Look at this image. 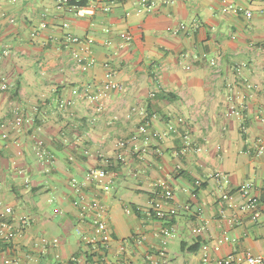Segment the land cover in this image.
Masks as SVG:
<instances>
[{
	"label": "crops",
	"instance_id": "0c3cea01",
	"mask_svg": "<svg viewBox=\"0 0 264 264\" xmlns=\"http://www.w3.org/2000/svg\"><path fill=\"white\" fill-rule=\"evenodd\" d=\"M68 35L92 40L87 70ZM0 69L9 83L0 96V220L21 230L0 240V264L264 258V0H0ZM108 80L120 88L95 99ZM15 116L35 124L13 127ZM105 160L111 189L76 192ZM159 180L188 208L149 215ZM92 198L105 208L106 247L81 239L97 216Z\"/></svg>",
	"mask_w": 264,
	"mask_h": 264
},
{
	"label": "built area",
	"instance_id": "2783aa9c",
	"mask_svg": "<svg viewBox=\"0 0 264 264\" xmlns=\"http://www.w3.org/2000/svg\"><path fill=\"white\" fill-rule=\"evenodd\" d=\"M231 10L233 12H240L242 11L241 7L237 6H230L228 5L227 7L224 8V10ZM244 15L247 18L251 17V13L247 10H244ZM65 26V24H64ZM184 26L180 25L179 29H183ZM177 29L174 30L176 32ZM120 37L127 41L130 39V34L128 32H123L120 34ZM67 40L71 43L74 44H80L83 46L85 56L79 55L78 52L74 49L72 51V56L77 64V66L85 71L87 70L93 63H94V58L91 55V51L89 49L90 44L92 43L91 39H84V38H79L76 36H67ZM246 63L241 62L238 66V70L242 67H245ZM9 87L8 79L6 78L5 74L2 72L0 69V96L3 92H5ZM120 86L118 83L108 80L103 83L101 86L100 92L96 93L94 95L95 99H99L101 96L105 95L109 91H113L116 89H119ZM76 90H73V93H75ZM230 113L231 114H237V110L234 109V107L230 108ZM23 123L27 124H35V120L32 117L28 118H23L21 116H15L12 121L11 125L13 127H19ZM146 124H142L138 127L139 132H144L145 131ZM37 128V127H36ZM174 128L173 125H170L168 129L172 130ZM38 129V128H37ZM3 138L6 137V134L1 135ZM31 137L33 139L34 143V149L35 153L39 157H45L46 151L44 149L42 140L39 139V137L33 133L31 134ZM135 136H132L131 139H133ZM185 144H190L189 140H185ZM125 144L120 143V147H123ZM264 146L259 145V152L263 150ZM109 165V162L107 160L104 161V164L101 166H96V167H91L89 168L83 177V182L82 184H75V190L76 192L80 193L82 187L86 184H93L97 186L101 191L103 192H108L111 189V184H112V177L113 173L109 171L107 166ZM49 167V166H48ZM48 170V168H47ZM155 191L153 195L150 197L148 201V209L147 212L149 215L158 218V219H169L172 216L176 215L178 212V209L180 207H183L184 209L188 208V205L180 206L179 204H175L173 199V192L172 190L165 185V183L161 180L155 182ZM248 186V185H247ZM246 186V187H247ZM246 187H244V192H246ZM81 194V193H80ZM87 208H90L91 210H94L97 214L96 218L94 219L92 230L88 234H83L81 236V239L85 241L88 244H93V245H98L101 247H106L108 242H109V233L107 229V223L104 218L105 214V208L104 206L96 199L92 198L88 204ZM247 208L251 209L253 211V216L257 217L259 215V210H258V205L257 202L254 200H249L247 202ZM127 212L130 211L129 208L126 209ZM11 213V208L9 206L4 207V214L9 215ZM30 219L26 216L20 217V222L21 225L27 226L29 225ZM21 230H18L17 227L13 224L12 221L4 218L0 220V240H5L9 241L11 240L17 233H19ZM162 233L164 235H170L173 233V228L172 226L170 227H164L162 229ZM225 240H228V237L226 235H223L219 238L218 242H223ZM55 242L57 241L56 239L54 240ZM217 248V246L215 247ZM160 254H164V250H161ZM98 264H107V261L105 260L104 257H100ZM202 264L208 262V256L203 255L201 259ZM264 258L262 255H246L244 257H238L236 255H228L225 256L221 261L220 264H263ZM4 264H17L13 260L9 258L3 259Z\"/></svg>",
	"mask_w": 264,
	"mask_h": 264
},
{
	"label": "trees",
	"instance_id": "16d2710c",
	"mask_svg": "<svg viewBox=\"0 0 264 264\" xmlns=\"http://www.w3.org/2000/svg\"><path fill=\"white\" fill-rule=\"evenodd\" d=\"M99 262V261H98Z\"/></svg>",
	"mask_w": 264,
	"mask_h": 264
}]
</instances>
